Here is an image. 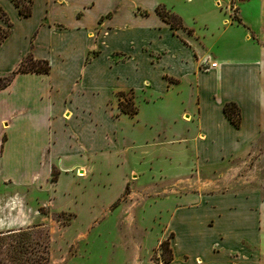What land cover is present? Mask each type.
<instances>
[{"label":"crops","instance_id":"0c3cea01","mask_svg":"<svg viewBox=\"0 0 264 264\" xmlns=\"http://www.w3.org/2000/svg\"><path fill=\"white\" fill-rule=\"evenodd\" d=\"M219 1L33 0L22 15L14 0H0L12 22L0 75L28 53L50 62L0 88V191H18L19 222L64 212L68 229L99 204L117 209L134 181L197 174L264 140V0L240 1L236 17ZM158 6L181 16L190 37ZM129 90L134 114L119 104ZM161 206L171 210L166 224L133 215L150 250L169 240L173 258L161 264H264L261 189H199Z\"/></svg>","mask_w":264,"mask_h":264},{"label":"rangeland","instance_id":"374dc122","mask_svg":"<svg viewBox=\"0 0 264 264\" xmlns=\"http://www.w3.org/2000/svg\"><path fill=\"white\" fill-rule=\"evenodd\" d=\"M17 1L29 3V0ZM240 1L243 0H223L218 4L236 17ZM4 12L0 9L4 20L1 33L7 30L9 22ZM178 31L182 36L190 37L187 30L178 28ZM132 94L129 90L118 98L125 101L132 98ZM233 109L237 115L239 108ZM254 188L264 192V140L214 168H203L197 174L143 184L134 181L128 184L117 201V204L122 203L117 209L104 211L99 204L95 211L82 213L79 223L68 229L64 224L69 221L70 215L64 212L58 215L59 221L54 218L50 222H19L18 216L22 212L18 206V191H0V264H152L151 259L161 264L162 256L172 253L170 242L160 241L150 250V236L143 234L145 230L134 221L135 211L147 222L166 224L171 210L161 206V202L167 200L170 194L199 189L215 192L249 191ZM110 192L106 191L102 197L106 200ZM132 205L135 206L132 208ZM94 214L101 217L90 228L85 227ZM81 230H86L87 236L78 239L76 237Z\"/></svg>","mask_w":264,"mask_h":264},{"label":"trees","instance_id":"16d2710c","mask_svg":"<svg viewBox=\"0 0 264 264\" xmlns=\"http://www.w3.org/2000/svg\"><path fill=\"white\" fill-rule=\"evenodd\" d=\"M14 2L19 7V11L22 15H30L32 13L33 0H29V3H27V4H23L17 0H14ZM0 9H2L1 6H0ZM157 11L167 21H169L171 23L172 27L182 28L184 30H187L189 33H192V29H189L184 25L182 17L179 16L178 14L168 10L165 6H158ZM4 13L7 14L6 12H4ZM6 16L9 20L8 28L5 32H3V33L0 32V44H1L2 40L8 35L9 28L12 25V22L9 19L8 15H6ZM2 28L3 27H0V30ZM49 70H50V62L48 59H37L32 55V53H28L23 58V60L13 69L12 72H10L8 74L0 75V88L7 86L12 81V79L14 78V76L18 72H22V71H45V72H47ZM118 95L124 96L125 92L120 91V92H118ZM119 104H120V107L123 111L128 112L130 114H134L138 111V106L135 104V102L132 98H128L125 101H123L121 99V100H119ZM234 107H238L236 105V103L228 102L225 105V110H226L227 114L229 115V117L233 120V122L235 124L239 125L241 122L240 110L238 111V113L236 115V113L233 109ZM164 242L168 243L169 240L168 239L162 240V243H164ZM172 258H173L172 253L166 257L162 256L161 262L162 263L168 262Z\"/></svg>","mask_w":264,"mask_h":264},{"label":"built area","instance_id":"2783aa9c","mask_svg":"<svg viewBox=\"0 0 264 264\" xmlns=\"http://www.w3.org/2000/svg\"><path fill=\"white\" fill-rule=\"evenodd\" d=\"M231 1V0H230Z\"/></svg>","mask_w":264,"mask_h":264}]
</instances>
